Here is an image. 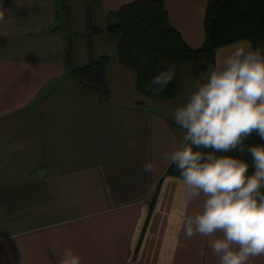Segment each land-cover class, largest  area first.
Segmentation results:
<instances>
[{
	"label": "crops",
	"instance_id": "crops-1",
	"mask_svg": "<svg viewBox=\"0 0 264 264\" xmlns=\"http://www.w3.org/2000/svg\"><path fill=\"white\" fill-rule=\"evenodd\" d=\"M132 1L102 0L93 19L99 13L114 24L115 12ZM162 2L186 43L200 47L208 0ZM0 5V264H55L67 246L82 264H217L209 238L187 240L180 230L184 214L202 200L188 202L181 178L166 173L164 154L184 136L172 133L167 117L175 110L149 109L155 98L141 93L123 103L127 89L113 92V83L126 81L122 65L108 64L109 99L68 77V41L72 66L91 60L86 22L77 23L68 0ZM247 42L217 49L216 59ZM184 70L192 75L184 64L175 98ZM147 161L156 164L152 173L143 170Z\"/></svg>",
	"mask_w": 264,
	"mask_h": 264
},
{
	"label": "clouds",
	"instance_id": "clouds-1",
	"mask_svg": "<svg viewBox=\"0 0 264 264\" xmlns=\"http://www.w3.org/2000/svg\"><path fill=\"white\" fill-rule=\"evenodd\" d=\"M5 18L0 5V22ZM159 63L145 85L149 92H163L176 75L174 62ZM173 120L184 129L183 141L164 159L179 171L185 199L202 200L197 211L182 217L183 236L209 238L217 264H255L264 257V143L245 141L253 132L264 141V44H235L208 64ZM233 150L241 155L228 154ZM155 168L153 161L143 165L145 173ZM82 259L67 246L55 264Z\"/></svg>",
	"mask_w": 264,
	"mask_h": 264
},
{
	"label": "trees",
	"instance_id": "trees-1",
	"mask_svg": "<svg viewBox=\"0 0 264 264\" xmlns=\"http://www.w3.org/2000/svg\"><path fill=\"white\" fill-rule=\"evenodd\" d=\"M102 0H85L87 4L86 31L87 49L91 57L89 64L72 66L71 42L66 45L65 64L67 75L82 88L95 92L105 99L111 96L106 72L109 57L93 58V38L105 31L118 33L117 46L120 64L135 73V87L147 97L159 99L175 98L180 92L181 69L190 63L196 79L207 70L208 64L216 60L217 49L246 40L255 47L264 44V0H208L204 16V41L198 48L190 47L181 33L170 23L162 0H133L122 5L116 12V23L101 28L93 24L94 12ZM167 59L176 65V75L163 92H149L145 85L160 70V60ZM264 143L253 132L245 141ZM241 155L235 150L228 153ZM249 161V154H242ZM252 171V168H249ZM166 173L180 177L175 166Z\"/></svg>",
	"mask_w": 264,
	"mask_h": 264
},
{
	"label": "rangeland",
	"instance_id": "rangeland-1",
	"mask_svg": "<svg viewBox=\"0 0 264 264\" xmlns=\"http://www.w3.org/2000/svg\"><path fill=\"white\" fill-rule=\"evenodd\" d=\"M72 3L75 7V11H74V15L77 17V23H82L86 22V9H87V4L85 2V0H68V3ZM95 13V12H94ZM82 15H83V19H82ZM102 15L99 13H96L93 22L96 25H100L102 27H105L106 25L111 24L112 22H108L105 23L104 20H102ZM101 22H104L103 24ZM86 37L84 38V42H85ZM120 39V35L118 33H114L111 31H105L99 35H96L93 38V55H94V59H98L102 56V54H106L109 57V63L110 65L113 66H118L120 67L121 64H119V59H118V53H117V46H118V42ZM87 43V41H86ZM76 51V62H82L81 59V55L79 52V49L76 47L75 49ZM92 60V59H91ZM90 60V61H91ZM186 67L188 69V67H191L190 63L186 64ZM110 70L112 71L113 69L110 68ZM125 73H127L126 76V81L122 84V85H117L115 83H113V92H115V96H117L119 94V91L122 92V89H127L126 94L128 95V99L123 101V103H127V102H133L134 101V93L135 95H141L139 94L138 90L136 89V87L134 86V82H135V74L131 69H127L125 68ZM196 79H194V77L192 75H188L186 77L185 74V70L182 74V83H181V95L179 96L180 98H175V100H171L167 102V99L165 100H159L157 98L152 100H147L146 102V106L149 109L155 110L157 112H167L169 110V108L171 107L172 109H176V107L182 103H184L188 97V95L190 94V92L192 91L193 88V84L195 82ZM110 85V84H109ZM122 88V89H121ZM119 96V95H118ZM141 97V96H140ZM158 101H161L160 104L158 103ZM163 114V113H162ZM171 114V113H169ZM168 114V115H169ZM168 119H170V125L175 126L174 131L172 130L173 135H175L174 137H180L182 135H184V129L180 128L179 126H177L173 120V116L167 117ZM151 131H149L150 133ZM147 134V133H146ZM143 180V184L147 181L144 179ZM139 181V180H138ZM130 185H128L129 187L132 186V183L134 182H129ZM140 184V182H138ZM142 185V184H140Z\"/></svg>",
	"mask_w": 264,
	"mask_h": 264
}]
</instances>
